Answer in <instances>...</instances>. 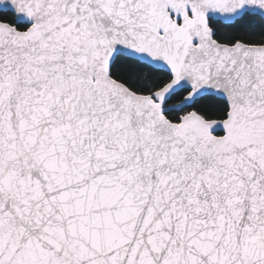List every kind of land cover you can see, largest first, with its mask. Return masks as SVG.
I'll list each match as a JSON object with an SVG mask.
<instances>
[{"label": "snow or ice", "instance_id": "snow-or-ice-1", "mask_svg": "<svg viewBox=\"0 0 264 264\" xmlns=\"http://www.w3.org/2000/svg\"><path fill=\"white\" fill-rule=\"evenodd\" d=\"M0 264H264V0H0Z\"/></svg>", "mask_w": 264, "mask_h": 264}]
</instances>
